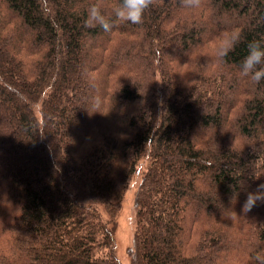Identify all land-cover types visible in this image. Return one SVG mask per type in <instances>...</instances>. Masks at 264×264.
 Returning <instances> with one entry per match:
<instances>
[{
    "label": "trees",
    "instance_id": "16d2710c",
    "mask_svg": "<svg viewBox=\"0 0 264 264\" xmlns=\"http://www.w3.org/2000/svg\"><path fill=\"white\" fill-rule=\"evenodd\" d=\"M97 2L119 0H0V264H121L135 178L131 264H255L264 81L240 66L264 0H154L110 33L85 26Z\"/></svg>",
    "mask_w": 264,
    "mask_h": 264
},
{
    "label": "clouds",
    "instance_id": "9594fccd",
    "mask_svg": "<svg viewBox=\"0 0 264 264\" xmlns=\"http://www.w3.org/2000/svg\"><path fill=\"white\" fill-rule=\"evenodd\" d=\"M179 3L185 9H197L202 6V0H179ZM153 5L154 0H119V3L112 9V15L108 16L100 3H93L87 9L85 26H98L104 32L110 33L120 22L138 25L143 22L145 12ZM219 40L216 56L223 59L240 42L241 33L238 29H233L222 34ZM240 74L257 83L264 81V39L254 38L248 41L247 55L241 63ZM258 203H264V184L258 185L254 191L247 193L243 211L245 213L251 211ZM255 264H264V257L257 256Z\"/></svg>",
    "mask_w": 264,
    "mask_h": 264
},
{
    "label": "rangeland",
    "instance_id": "374dc122",
    "mask_svg": "<svg viewBox=\"0 0 264 264\" xmlns=\"http://www.w3.org/2000/svg\"><path fill=\"white\" fill-rule=\"evenodd\" d=\"M139 181V178H135L129 186L116 218V252L121 264H131L129 250L133 245L135 234L136 211L134 199Z\"/></svg>",
    "mask_w": 264,
    "mask_h": 264
}]
</instances>
